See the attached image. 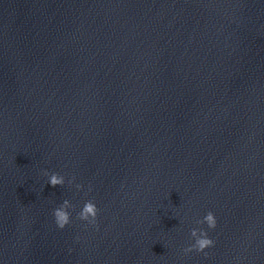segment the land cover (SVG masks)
<instances>
[{
	"label": "water",
	"instance_id": "obj_1",
	"mask_svg": "<svg viewBox=\"0 0 264 264\" xmlns=\"http://www.w3.org/2000/svg\"><path fill=\"white\" fill-rule=\"evenodd\" d=\"M0 264H264V0H0Z\"/></svg>",
	"mask_w": 264,
	"mask_h": 264
},
{
	"label": "clouds",
	"instance_id": "obj_2",
	"mask_svg": "<svg viewBox=\"0 0 264 264\" xmlns=\"http://www.w3.org/2000/svg\"><path fill=\"white\" fill-rule=\"evenodd\" d=\"M43 174L48 177V184H50L51 186L55 187L58 185H64L65 181L63 175L56 172L49 173L48 170H43ZM71 183L72 181L70 180L69 184ZM75 187L79 190L82 188V185L76 184ZM88 191H91V187H89ZM72 208H74V205L68 199H64L56 208L53 209L52 214L55 224L58 228L63 229L71 222V213L69 209ZM98 212L99 208L97 207L94 200L88 199L85 200L82 208L77 213V218L82 221H87L88 224L95 225ZM196 223H206L208 229H214L216 227L217 221L214 213L209 210L202 217V219L196 220ZM189 234L190 237L193 238L194 242L183 249L185 253L191 252L193 250H195L196 252H204L206 248L212 247L215 243L214 240L208 236V233L204 228H191ZM204 254L207 255L206 252Z\"/></svg>",
	"mask_w": 264,
	"mask_h": 264
}]
</instances>
